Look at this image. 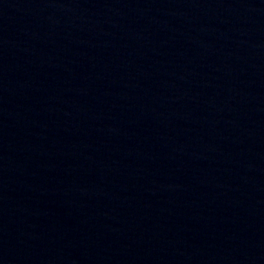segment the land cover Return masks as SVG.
<instances>
[{"label": "water", "instance_id": "water-1", "mask_svg": "<svg viewBox=\"0 0 264 264\" xmlns=\"http://www.w3.org/2000/svg\"><path fill=\"white\" fill-rule=\"evenodd\" d=\"M0 264H264V211L156 208L0 217Z\"/></svg>", "mask_w": 264, "mask_h": 264}]
</instances>
